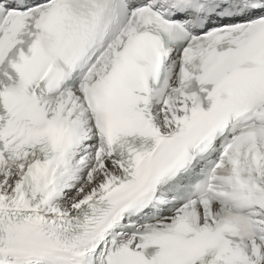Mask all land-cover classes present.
<instances>
[{"label": "bare ground", "instance_id": "obj_1", "mask_svg": "<svg viewBox=\"0 0 264 264\" xmlns=\"http://www.w3.org/2000/svg\"><path fill=\"white\" fill-rule=\"evenodd\" d=\"M103 70L104 65L99 64L91 72L90 80H98ZM154 118L159 129H163L161 123H164L168 130L173 128L174 123L169 114L155 113ZM86 122L87 118L82 120V125H76L74 119L62 118L60 120V123L73 126L79 133L83 129H88L84 125ZM96 148L101 150L98 159L95 158L94 153ZM106 152L107 150H103L101 145V138L94 133L79 151L67 153L66 166L69 169L65 171L61 165L56 169L54 184L58 186V189L55 194L48 197L39 214L46 217L72 215L89 199L116 183L121 175L120 165L112 156L107 157ZM101 161H103V166H100ZM26 169L27 163L11 165L0 160V210L9 209L17 203L25 189ZM72 185L75 191L72 194L73 197L69 195L70 192L64 193L63 191Z\"/></svg>", "mask_w": 264, "mask_h": 264}, {"label": "rangeland", "instance_id": "obj_2", "mask_svg": "<svg viewBox=\"0 0 264 264\" xmlns=\"http://www.w3.org/2000/svg\"><path fill=\"white\" fill-rule=\"evenodd\" d=\"M102 165H103V164L100 163V166H102ZM69 187H71V186L66 187L63 191H64V193H69V192H70L69 195L72 196V194H74V192H75V191H74V186L72 185L73 188H72V187L69 188ZM63 191H62V192H63ZM75 195H76V194H75ZM73 196H74V195H73ZM73 196H72V197H73Z\"/></svg>", "mask_w": 264, "mask_h": 264}]
</instances>
